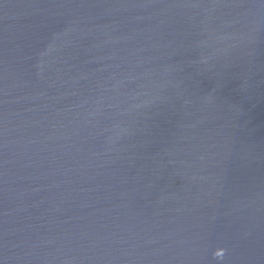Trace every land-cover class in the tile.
I'll return each mask as SVG.
<instances>
[{
    "label": "water",
    "instance_id": "water-1",
    "mask_svg": "<svg viewBox=\"0 0 264 264\" xmlns=\"http://www.w3.org/2000/svg\"><path fill=\"white\" fill-rule=\"evenodd\" d=\"M0 264H264V0H0Z\"/></svg>",
    "mask_w": 264,
    "mask_h": 264
}]
</instances>
